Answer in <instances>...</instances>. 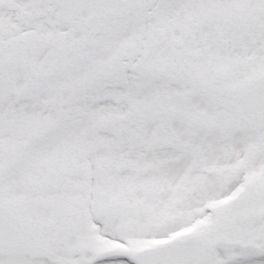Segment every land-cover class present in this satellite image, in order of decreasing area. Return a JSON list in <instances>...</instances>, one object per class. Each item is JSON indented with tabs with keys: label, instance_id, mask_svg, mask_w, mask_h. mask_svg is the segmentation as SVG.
Listing matches in <instances>:
<instances>
[{
	"label": "snow or ice",
	"instance_id": "1",
	"mask_svg": "<svg viewBox=\"0 0 264 264\" xmlns=\"http://www.w3.org/2000/svg\"><path fill=\"white\" fill-rule=\"evenodd\" d=\"M0 264H264V0H0Z\"/></svg>",
	"mask_w": 264,
	"mask_h": 264
}]
</instances>
